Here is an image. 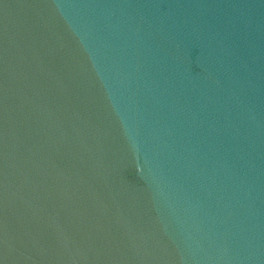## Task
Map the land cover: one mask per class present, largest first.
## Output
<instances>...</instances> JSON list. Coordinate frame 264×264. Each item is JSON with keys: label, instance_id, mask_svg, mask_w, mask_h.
Listing matches in <instances>:
<instances>
[{"label": "water", "instance_id": "1", "mask_svg": "<svg viewBox=\"0 0 264 264\" xmlns=\"http://www.w3.org/2000/svg\"><path fill=\"white\" fill-rule=\"evenodd\" d=\"M0 264H264V0H0Z\"/></svg>", "mask_w": 264, "mask_h": 264}]
</instances>
